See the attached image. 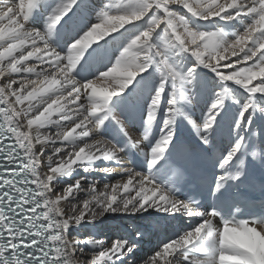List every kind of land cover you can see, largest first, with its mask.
<instances>
[{
    "label": "snow or ice",
    "instance_id": "1",
    "mask_svg": "<svg viewBox=\"0 0 264 264\" xmlns=\"http://www.w3.org/2000/svg\"><path fill=\"white\" fill-rule=\"evenodd\" d=\"M0 264H264V0H0Z\"/></svg>",
    "mask_w": 264,
    "mask_h": 264
},
{
    "label": "bare ground",
    "instance_id": "2",
    "mask_svg": "<svg viewBox=\"0 0 264 264\" xmlns=\"http://www.w3.org/2000/svg\"><path fill=\"white\" fill-rule=\"evenodd\" d=\"M188 133H187V130H184V132L182 133V136H187Z\"/></svg>",
    "mask_w": 264,
    "mask_h": 264
}]
</instances>
